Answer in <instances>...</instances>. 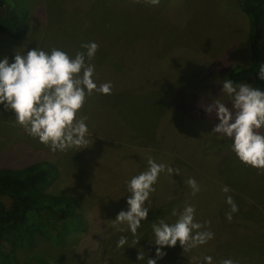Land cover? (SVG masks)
<instances>
[{
	"label": "rangeland",
	"instance_id": "374dc122",
	"mask_svg": "<svg viewBox=\"0 0 264 264\" xmlns=\"http://www.w3.org/2000/svg\"><path fill=\"white\" fill-rule=\"evenodd\" d=\"M25 1L32 23L28 40L14 47L13 45L16 44H13L11 39L0 37V57L7 56L11 62L16 53L23 54L34 47L46 52L53 48L61 49L74 56L76 52L84 51L81 45L88 42H95L98 45L97 49L106 52L104 58L110 55L117 59L115 55L125 54H122L123 50L139 49L137 52H140L135 59L126 55V58H120L119 64L127 72L133 71L132 67L136 65L139 78H131L139 86L148 88L169 83L164 85L168 95L183 92L185 95L189 94L190 101L197 99L192 109L190 106V111L194 112V119L190 117L191 114H181V121L185 124H200L206 127L210 123L218 122L214 113H206L204 109L212 103L211 100L223 99L222 96L219 97L220 83L226 79L224 71L227 67L235 60H239L242 54L250 53L246 50L247 19L240 12L237 0H159L155 5L149 0ZM29 42L30 46H26ZM12 48H15L14 52ZM140 80L144 82H139ZM131 84L133 82L129 79L124 81L125 86ZM140 91L139 87H135L131 95L124 90L119 94L111 95V102H116L113 108H118V105L121 108H118L116 113L111 114L110 110L102 116L95 113L96 121L93 124L90 123L93 118L91 105L88 108L83 105L78 116L86 117L85 123L89 135L88 146L79 150L73 148L66 151H51L49 146L28 135L24 128L16 123L10 110L5 111L0 107V166H18L44 159L53 162L64 173L67 172L66 176L84 177L80 181V188L85 189L90 186L89 189L91 191L93 189L95 193L98 190L103 195L111 193L113 184L127 175L122 158L129 155V152H125L128 149L126 143L117 141L116 138L124 136L123 132L128 131L129 124H132L134 129L138 128L136 131L147 133L150 126L145 124L148 118L154 116L153 113H149L150 110L172 111V104H168L169 96L164 97L166 102L162 97V103L160 96L163 92L159 94L157 90H150L144 94V106L146 105L147 109H143L142 105L136 106V101L140 102ZM134 96L137 99L133 101ZM123 98L126 100L117 101ZM104 102H107L105 98H103ZM109 122H116V127L109 125ZM166 127L167 130L161 132L160 141L165 140V136L166 139L172 137L173 128ZM179 131L182 134L180 129ZM146 138L142 146H147L149 151L157 153L168 165L170 162L167 160L171 158L177 167L192 162L186 159V156L178 157L173 152H164L155 145H149L150 140L148 136ZM182 145L184 144L180 143L179 147ZM142 146H139L140 149ZM179 149L182 150V147ZM68 154L70 156H67ZM70 157L73 162L68 160ZM208 157L214 164L215 176H211L209 182L205 183L208 189H203L198 184L199 191L193 195L200 194L205 201L209 200V203L213 195L211 193L215 191L213 187L216 189V182L213 180L223 174L224 178H233L236 181L245 197L259 199L258 204L261 206L260 212L263 216L260 219L258 213L252 210L249 204L244 206L245 212L242 220L240 218L242 226L235 233L234 240L237 246L246 250L258 247L257 254H259L260 249L264 247V226L261 224V222L264 224V169L258 170L242 163L232 151L231 140L224 142L222 146H212ZM200 158L202 159L198 158L197 162L204 168L209 165L206 161L207 155L203 154ZM234 159L236 161L230 163ZM223 167H226V173ZM84 182L85 184H82ZM49 190L55 192L62 190L57 179ZM207 192L211 194L208 198H206ZM205 201L203 204H207ZM80 211L86 218V224L77 236L79 241L75 248L78 250L79 246V249H84L82 252L86 253L80 254L79 250L76 254L73 253L74 238L61 248L38 239L32 250H37L49 259H59L56 264H60L61 261L65 264H110V249H105L104 246L98 248L93 243L88 245V241L94 238L95 229H110V226L105 224L99 209L92 207ZM258 224L263 227H258ZM32 250L16 248L12 252L11 264L24 262ZM188 254L191 264H196V261L202 257L200 248ZM248 257L252 260V253L247 254L245 259Z\"/></svg>",
	"mask_w": 264,
	"mask_h": 264
},
{
	"label": "trees",
	"instance_id": "16d2710c",
	"mask_svg": "<svg viewBox=\"0 0 264 264\" xmlns=\"http://www.w3.org/2000/svg\"><path fill=\"white\" fill-rule=\"evenodd\" d=\"M237 2L240 12L247 19L245 31L246 50H249L250 53L249 55L242 54L240 59L229 65L224 73L227 79H231L236 83L245 82L264 89V80L258 78L259 67L264 63V0H237ZM31 26L30 11L25 0H0V37L11 39L13 44H16L13 46L16 47L21 42L28 40ZM26 46H30V42ZM12 49L14 52L15 48ZM137 50L139 49L134 51L123 50L121 52L125 54L118 53L115 55L117 58L115 59L114 56L110 55L104 58L103 55L106 52L97 49L94 58L90 61L95 68L93 78L98 86L105 82H111L112 89L111 93L107 95L93 92V96H90L91 101L89 96L86 97L83 105L87 108L91 105L93 109L91 124L95 123L96 114L102 116L110 110L112 114L116 113L118 108H121L120 105H118V108H113L116 102H111L110 96L119 94L123 90L131 95L134 88L139 87L141 90L140 102L136 101V106L142 105L143 109H147L146 105L144 106V94L147 91L157 90L159 94L163 92L160 97L161 99L163 97L164 101L166 100L164 97L168 95V90L164 85L169 83L148 88L139 86L131 78H139L136 65H133V71L127 72L119 64L120 58H126V55L135 59L140 52H137ZM100 56L103 58L100 59ZM126 79L131 80L133 84L125 86L124 81ZM139 82L144 81L140 80ZM168 96V104H172V111L150 110L149 113H153L154 116L148 118L149 120L145 124L150 126L147 133H142L140 130L136 131L138 128L134 129L131 126L132 124H129L128 131L123 132L125 133L124 136L116 138L117 141L126 143L129 150L123 151L129 152V155L124 156V153L122 158L127 175L113 184L111 193L103 195L99 190L95 193L93 189L92 191L89 189L90 186L85 189L80 188V181L84 177L71 178L66 176L67 172L64 173L53 162L44 159L18 166H0V264H11L12 252L16 248L23 247L32 250L38 239L45 240L56 248H61L74 238L72 242L73 253L76 254L78 250L80 254L86 253L82 252L84 249L80 250L79 246L77 247L78 250L75 247L79 241L77 236L86 224V218L80 210L92 207L99 209L102 214L101 217L104 219L105 224L110 226V229H95L94 238L88 241V245L93 243L98 248L104 246L105 249H110V264H147V258L155 257V248L157 247L151 243L153 239L151 225L158 222L159 219L174 222L176 217L171 215L172 209L175 208L179 211L186 204L194 206V219L203 225L201 230L211 231L213 238L206 244L187 251H183L179 242L175 247H165L162 249L165 255L158 258L156 264H191L188 253L199 248L202 253L200 259L210 255L213 258V264H221V261L227 258L232 259L234 264H264V247L257 254L258 247L246 250L237 246L234 242L235 233L242 226L240 218L242 220L244 215V206L246 207L249 204V207L258 213L260 219L263 216L260 212L261 206L258 204L259 199L245 197L244 192L242 193V190L238 188L236 181L233 178H224L223 174H220V178L216 177L213 180L216 182L217 190L213 187V191H215L211 193L213 195L209 203V200L205 201L200 194V196L193 195L191 187L187 184L188 179L191 178L203 189H208L205 183L209 182L211 176H215L213 173L214 164L212 159L208 157L211 147L222 146L224 142H229L230 139L221 138L211 132L215 122L204 127L200 124L190 125L181 121V114H191L190 117L194 119V112L192 113L190 110L197 99L190 101L189 94L185 95L183 92L169 94ZM103 98L107 102L103 103ZM135 99H137L136 96L133 97V101ZM125 100L126 98L117 99L119 102ZM163 123L173 128L171 129L172 137L166 139L165 136V140L160 141L159 138H161L162 133L167 130ZM109 125L116 127V122H109ZM147 136L150 140L149 145H155L164 152H173L178 157L186 156V159L192 160L193 163L177 167L174 165L175 162L173 163L172 158L167 160L174 170H178L179 174L169 175L167 171H164L159 175L154 185L155 192L150 194L149 201L146 202V206L151 207L147 219L141 222V227L137 230V236L133 237L127 230L126 225L114 227L113 219L118 211L126 208L125 197L128 194L125 193V181L145 170L146 161L149 157L157 163H165L157 153L149 151L147 146H142ZM180 143L184 144L180 146L182 150H178ZM139 146H142V148L140 149ZM203 154L207 155L206 161L209 163V165H206L207 168L197 162L198 158L202 159L200 156ZM74 158L77 157L74 156ZM71 159V157L68 158L73 162ZM235 161L236 159L230 163ZM223 171L226 173V167H223ZM56 179L62 190L59 192L50 191L49 187ZM82 184H85V182ZM224 186L229 188L228 193L222 191ZM207 193L206 198L211 195L209 192ZM228 195L232 197L237 205V211L231 213V220L227 219L230 206L225 202V198ZM247 196H250V194ZM204 201L207 204H203ZM261 224L264 226L263 222ZM263 226L258 224V227ZM121 236L127 238L130 246L126 245L124 248L116 246ZM136 238H139L137 244L135 243ZM98 248H96V252H98ZM138 252L144 255V260H136ZM249 253H252V260L250 259L251 256L245 259ZM58 260L44 257L34 249L28 253V257L20 264H56ZM60 264H65V262L61 261Z\"/></svg>",
	"mask_w": 264,
	"mask_h": 264
},
{
	"label": "clouds",
	"instance_id": "9594fccd",
	"mask_svg": "<svg viewBox=\"0 0 264 264\" xmlns=\"http://www.w3.org/2000/svg\"><path fill=\"white\" fill-rule=\"evenodd\" d=\"M149 2L155 5L159 0ZM81 48L84 51H78L74 56L61 49L46 52L34 47L23 54L16 53L11 62L7 56L0 57V107L10 110L16 123L28 135L49 146L51 151L87 147L89 129L86 117L78 116V112L86 97L93 92L111 93V82L98 86L93 78L95 68L90 61L98 45L88 42ZM258 78L264 80V63L259 67ZM220 84L219 97L223 99L215 98L204 109L206 113H214L218 121L211 132L229 138L232 151L242 163L264 169V89L227 78ZM146 165L145 170L125 181L126 208L118 211L113 219L114 227L126 225L133 237L137 236L141 222L147 219L151 207L146 206V202L155 192L159 175L164 171L169 175L179 174L171 165L157 163L151 157ZM187 184L193 194L199 191L194 179H188ZM222 191L228 193L229 188L224 186ZM225 202L230 206L227 219L231 220V213L237 211V205L230 195L226 196ZM171 215L176 217L174 222L159 219L151 225V243L157 247L155 257L147 258V264H156L157 259L165 255L162 249L175 247L177 242L183 251H187L213 238V233L201 230L203 225L194 219L193 205L186 204L179 211L173 208ZM138 240L135 239L136 244ZM126 245L130 246L127 238L121 236L116 246L124 248ZM144 259V255L138 252L136 260ZM196 264H213V258L204 256ZM221 264H234V261L227 258Z\"/></svg>",
	"mask_w": 264,
	"mask_h": 264
}]
</instances>
